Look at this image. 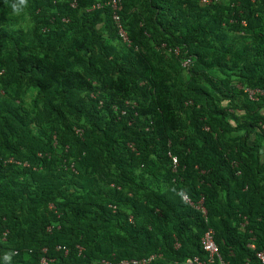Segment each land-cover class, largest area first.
Wrapping results in <instances>:
<instances>
[{
  "label": "trees",
  "instance_id": "trees-1",
  "mask_svg": "<svg viewBox=\"0 0 264 264\" xmlns=\"http://www.w3.org/2000/svg\"><path fill=\"white\" fill-rule=\"evenodd\" d=\"M25 1L30 38L0 16V75L14 97L37 89L46 126L0 100V264H177L205 256L208 228L229 264H264V94L244 90H264V0H121L127 52L97 28L106 17L107 35L117 31L97 0ZM20 5L0 0V11ZM94 89L100 107L82 96ZM66 111L83 117L82 136ZM69 157L84 181L67 180ZM111 168L114 187L97 186Z\"/></svg>",
  "mask_w": 264,
  "mask_h": 264
},
{
  "label": "rangeland",
  "instance_id": "rangeland-1",
  "mask_svg": "<svg viewBox=\"0 0 264 264\" xmlns=\"http://www.w3.org/2000/svg\"><path fill=\"white\" fill-rule=\"evenodd\" d=\"M97 1H98L97 3L100 4V7L106 6L105 5L106 0H97ZM224 1L225 0H222V2H224ZM37 3L42 4L43 1H38ZM97 3H95V4H97ZM34 6H35V3L31 2V1L30 2L25 1L24 3H21L20 9H18V10L7 9V10L2 11V12L0 11V16H4V18L8 24V30L12 29L15 31H22V33L26 34L27 37L30 38V34H31L30 31H31V27L33 25V17H34V14H33ZM92 8H93V6H92ZM135 11H136L135 9H132L133 13H135ZM111 19H110V21H111ZM106 21L108 22L109 20L106 17H104V19H102L97 24V28H101V30H102V33H103L102 36L109 41V40H111L109 38V36L113 35L114 36L113 39L115 40L113 42L116 44L117 48H119L120 50H122L124 52H127L128 48L130 47V43L124 44V42L121 41V38L119 37L117 31L113 32V30H112V31H110L109 35H107V31L104 28V22H106ZM127 34H128V32H127ZM229 34L232 36V38H234V37L236 38V39L234 38L235 42L240 41V39L238 38V37H240V33L236 32L234 30V27L229 29ZM160 49H162V48L157 47L158 51H161ZM165 51L169 52V49H165ZM1 67H3V65H1ZM182 69L183 70H181L180 74H181L182 79L185 80L187 78L186 68H182ZM211 74H213L216 77L222 78L221 74L218 73L217 70H214ZM2 77L3 76L0 75V100L3 97H9V95H10L12 97V99H14V103L16 105L21 106L26 112L29 113L30 117L33 120V124H32L33 126L32 127H36V129H38V127L46 126L45 125L46 121L42 120L40 117L41 106H42L41 105V94L37 91V89H35L32 86L23 85L20 94L17 97H14L13 96L14 93L12 91H9L10 93H8L3 88ZM231 79L233 80V83L235 86H237V87L240 86V84L237 83V79L235 76H233ZM93 84L97 85V82L93 81ZM101 95H102V92H100L99 89H94V90L83 93L82 96H84L86 100H87V97L94 99V100L97 98L100 99L98 102L99 107H100L103 104V101L100 98ZM125 103L134 105L136 103V98L133 97L131 99H126ZM184 104L186 106H190L191 105V99L185 100ZM66 114H67L68 118L70 119V121L73 123L72 128L74 130V133L78 136H82V134L84 132L83 126L86 124L85 121L83 120V117L81 115H77L76 113L72 114L68 111H66ZM181 114H182V116H184L183 113H181ZM53 138H54L53 146L55 149L54 154H55V156H57L59 158L61 152L67 153L66 148H64L65 150H62V148L58 146L56 139H55V134H53ZM4 159L7 161L14 162V163L21 165V166H24L26 164L25 162H22L19 159L14 158L13 156H6ZM60 165L64 169V171L67 173V180L68 181H70L69 178H73V177L74 178L75 177L80 178V180H82V181L85 180L84 171H83L82 167L72 157L65 159V162L60 163ZM138 171H140V169H138ZM138 171H136V173H135L136 175L139 174ZM96 177H97V179H96V185L97 186H104L107 188H109V187L111 188V187H114V185H115L113 180H115L118 177V171L115 168H111L108 179H102V178L98 177V175H96ZM136 181L138 183H140V180L138 178L136 179ZM144 183H146V185H147L146 180H143V184ZM74 186H78V185L74 184ZM1 240L5 241L4 235L1 236Z\"/></svg>",
  "mask_w": 264,
  "mask_h": 264
},
{
  "label": "built area",
  "instance_id": "built-area-1",
  "mask_svg": "<svg viewBox=\"0 0 264 264\" xmlns=\"http://www.w3.org/2000/svg\"><path fill=\"white\" fill-rule=\"evenodd\" d=\"M202 3H209L210 0H200ZM72 5H75V0H73ZM105 5L108 6L110 8L111 11V18L112 21L114 22L116 29H117V33L119 35V37L121 38V41L124 42V44H129L130 43V39L129 36L127 34V31L125 30L122 21H121V16H120V11L122 9V5H121V0H106L105 1ZM100 7V4L97 3L95 5H93V8H98ZM176 52H178V50H176ZM189 59H183L182 61V66L186 67L189 64ZM244 90L247 92L248 96L250 99H257L258 95H263L264 94V90L261 89H249V88H244ZM124 113V112H122ZM173 162L174 164L176 163V158L173 157ZM183 199L192 204L193 203L190 201V199L188 198L187 195H183ZM197 208H199L202 213L205 215L206 211L204 209V207L201 204V201L199 202V205L196 206ZM201 246L203 251L205 252V256L204 257H200V256H192V257H188L186 258L184 261H182L181 263H177V264H229V262L227 260H225V258L221 255L220 250L218 248V245L215 242L214 239V231L212 228H208L204 234L201 237ZM249 247L254 248V244L249 243L248 244ZM60 246L57 247V249H59ZM64 248V247H62ZM65 249V248H64ZM45 251V249H44ZM65 252H67V250L65 249ZM257 257L262 261V263H264V254L263 252H257L256 253ZM155 254H151L149 256H145V257H141V258H134L131 259L130 261H126L123 260L121 261V263H128L131 262L132 264H146L148 262H150L152 259L155 258ZM51 261V259L47 258V257H42V259L40 260L41 264H48V262Z\"/></svg>",
  "mask_w": 264,
  "mask_h": 264
},
{
  "label": "clouds",
  "instance_id": "clouds-1",
  "mask_svg": "<svg viewBox=\"0 0 264 264\" xmlns=\"http://www.w3.org/2000/svg\"><path fill=\"white\" fill-rule=\"evenodd\" d=\"M20 2H21V3H24L25 0H20ZM13 8H16V5H15V4L13 5Z\"/></svg>",
  "mask_w": 264,
  "mask_h": 264
}]
</instances>
